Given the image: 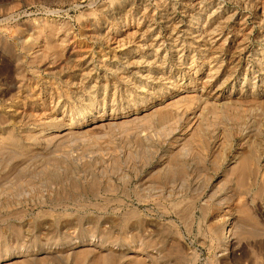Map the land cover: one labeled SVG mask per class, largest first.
<instances>
[{
  "label": "rangeland",
  "instance_id": "rangeland-1",
  "mask_svg": "<svg viewBox=\"0 0 264 264\" xmlns=\"http://www.w3.org/2000/svg\"><path fill=\"white\" fill-rule=\"evenodd\" d=\"M0 264H264V0H0Z\"/></svg>",
  "mask_w": 264,
  "mask_h": 264
},
{
  "label": "bare ground",
  "instance_id": "bare-ground-1",
  "mask_svg": "<svg viewBox=\"0 0 264 264\" xmlns=\"http://www.w3.org/2000/svg\"><path fill=\"white\" fill-rule=\"evenodd\" d=\"M193 1H195V0H193ZM191 2V1H190ZM110 3V2H109ZM199 4V3H198ZM112 5V4H111ZM161 10V9H160ZM169 10V9H168ZM202 10V9H201ZM190 12V11H189ZM263 15V14H262ZM164 16V15H163ZM162 18V17H161ZM124 26V25H123ZM92 28V27H91ZM105 28V27H104ZM94 30V29H93ZM91 32H93V31H91ZM94 32H96V31H94ZM191 32V31H190ZM192 33H194V32H192ZM93 34V33H92ZM96 34H97V32H96ZM211 34V33H210ZM220 34V33H219ZM93 37H96V36H93ZM98 37V36H97ZM162 38V37H161ZM178 139H179V137H177ZM175 140H177V139H175ZM180 141V140H179ZM175 142L176 141H174V144H175ZM173 144V145H174ZM172 146V145H171ZM227 233H228V231H225V235H224V237L223 236H221V237H223V239H221V240H223V242H221V243H223V246H225L226 247V244H227V242L229 241L228 239H229V235H227ZM131 256H134L133 254L131 255ZM134 258V257H133Z\"/></svg>",
  "mask_w": 264,
  "mask_h": 264
}]
</instances>
